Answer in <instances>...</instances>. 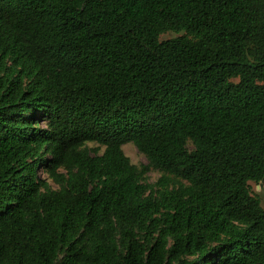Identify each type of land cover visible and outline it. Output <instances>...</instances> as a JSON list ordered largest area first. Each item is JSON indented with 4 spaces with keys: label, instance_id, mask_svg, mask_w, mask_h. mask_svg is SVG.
Segmentation results:
<instances>
[{
    "label": "trees",
    "instance_id": "16d2710c",
    "mask_svg": "<svg viewBox=\"0 0 264 264\" xmlns=\"http://www.w3.org/2000/svg\"><path fill=\"white\" fill-rule=\"evenodd\" d=\"M250 182L264 0H0V264H264Z\"/></svg>",
    "mask_w": 264,
    "mask_h": 264
},
{
    "label": "rangeland",
    "instance_id": "374dc122",
    "mask_svg": "<svg viewBox=\"0 0 264 264\" xmlns=\"http://www.w3.org/2000/svg\"><path fill=\"white\" fill-rule=\"evenodd\" d=\"M181 34H176L173 32H169L167 34H164L161 36L162 40H167L171 38H175ZM91 148L97 147L98 145L95 143H89L88 144ZM190 149H193V146L189 144ZM104 148L102 149L103 152ZM123 150L125 154L131 159L132 163L135 164L138 167H141L143 165L148 164V160L146 156L139 151V149L133 144L128 143L123 146ZM44 176V175H43ZM149 176V182L150 183H156L162 176V173L157 170H151V172L148 174ZM251 188H252V194L256 197H258L261 200L262 206L264 208V182L262 183H255L250 182ZM54 187H56L55 184H53Z\"/></svg>",
    "mask_w": 264,
    "mask_h": 264
}]
</instances>
